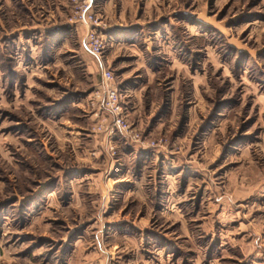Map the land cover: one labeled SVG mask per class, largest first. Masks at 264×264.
Returning a JSON list of instances; mask_svg holds the SVG:
<instances>
[{"label":"rangeland","instance_id":"1","mask_svg":"<svg viewBox=\"0 0 264 264\" xmlns=\"http://www.w3.org/2000/svg\"><path fill=\"white\" fill-rule=\"evenodd\" d=\"M87 4L0 0V264H264V0Z\"/></svg>","mask_w":264,"mask_h":264},{"label":"built area","instance_id":"2","mask_svg":"<svg viewBox=\"0 0 264 264\" xmlns=\"http://www.w3.org/2000/svg\"><path fill=\"white\" fill-rule=\"evenodd\" d=\"M91 8L92 0H88V4L80 16L81 21L86 24H90L94 18L91 14H89ZM87 48L91 54L101 58L103 54V42H101L99 37L96 35L95 28H91L90 34L87 38ZM103 78L105 82L104 92L106 93V107L115 116L114 127L121 132H127L129 130V126L123 116V106L121 104L122 95L119 89L114 85L115 72L111 68L105 67L103 70Z\"/></svg>","mask_w":264,"mask_h":264}]
</instances>
